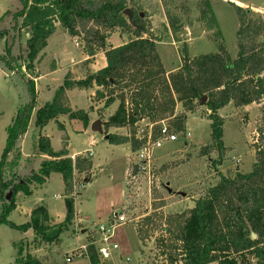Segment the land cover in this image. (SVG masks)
Returning a JSON list of instances; mask_svg holds the SVG:
<instances>
[{
	"label": "trees",
	"instance_id": "1",
	"mask_svg": "<svg viewBox=\"0 0 264 264\" xmlns=\"http://www.w3.org/2000/svg\"><path fill=\"white\" fill-rule=\"evenodd\" d=\"M20 1L22 8L13 14L12 28L24 29L30 35L28 53L21 63L20 58L9 51L0 53V62L27 79L32 100L28 106L19 108L8 127L0 166V195L8 189L13 195L19 191L29 193L30 185H42L52 173H60L68 199L66 215L60 223H51L44 206L36 207L30 221L24 224L15 225L6 219H1L0 223L6 221L24 232L32 229L35 237L42 242L60 241L61 233L72 224L75 207L69 196L74 190L75 175L90 171L92 162L80 155L73 159L66 147L54 151L50 137L40 135L38 148L47 159H43L39 170L27 176L12 171L11 179H6V159L18 151V144L34 109L35 124L39 128L62 115H67L69 120H79L87 127L90 124L89 112L94 107L90 106L89 110L73 109L67 91L97 88L94 100H105V105L97 110L101 119H105L104 109L119 101L115 112L103 121L105 128H128L130 133L108 134L106 139L112 144L129 142L136 153L141 142L135 136L141 121L148 120L153 124L154 137L158 135L162 122L172 132L182 133L188 114L200 109L201 98L206 95L202 113L211 121V141L201 147L199 155L214 154L211 164L218 168L224 164L229 149L223 141L224 118L219 110L230 103L242 108L264 101V15H252L249 9L234 2L230 4L238 19L236 56L231 57L222 39L216 40V52L196 56H191L184 45L180 51L181 65L167 72L146 15L132 7L130 21L124 13L134 0ZM162 1L164 6H168L172 0ZM198 6L201 19L212 11L210 0H199ZM7 14L0 17V24L5 23ZM168 18L171 26L176 27L177 23L170 14ZM57 24L70 36L82 40L91 58L86 63L92 62L90 60L102 52L106 65L80 79L73 78L72 72H68L54 99L35 108L37 63ZM115 29L128 33L129 40L120 46H113L109 38ZM8 33V29H0V41ZM179 105L181 111L178 112ZM261 112V122L256 129L258 137L253 143L255 161L251 171L219 172L218 181L195 200L193 207L165 218L168 227L161 226L164 233L156 238L157 255L167 260V263L161 264H264V107ZM58 126L64 128L61 122ZM15 165H12V170ZM132 174H137L135 165ZM161 216L155 211L135 224L141 243L151 237ZM166 233L167 238L164 237ZM253 233L257 236L255 239ZM17 247L13 264H40L33 254L25 253L22 246ZM88 253L91 263L98 264L93 245L88 246Z\"/></svg>",
	"mask_w": 264,
	"mask_h": 264
},
{
	"label": "rangeland",
	"instance_id": "2",
	"mask_svg": "<svg viewBox=\"0 0 264 264\" xmlns=\"http://www.w3.org/2000/svg\"><path fill=\"white\" fill-rule=\"evenodd\" d=\"M198 2L172 0L168 6H164L162 0H134L129 5V8L141 10L148 18L151 35L157 40V49L166 71L171 72L181 65L180 51L184 45L188 47L191 56H196L216 52V40L222 39L231 57L236 56L238 19L230 2L249 9L252 15H264V0H210L212 11L205 19H201ZM21 8L20 0H0V17L8 13L0 29L9 30L8 35L0 41V53L6 54L9 51L20 58L19 63L27 56V40L30 36L24 29L12 28L13 14ZM169 14L176 21V27L171 26ZM78 39L70 36L59 24L49 36L48 44L40 54L41 60L37 63L35 108L54 99L68 72H72L73 78L80 79L106 65L102 52L97 53L90 60L92 62L86 63L91 58L82 40ZM128 40V33L122 29L113 30L109 38L113 46H120ZM26 81L16 70L8 69L0 62V166L8 127L19 108L28 106L32 100ZM96 89L67 91L73 109L89 110L90 106L94 107L89 112L90 124L87 127L79 120H69L67 115H62L39 128L35 124V109L31 113L26 132L18 144V151L6 159V179H11L12 171L27 176L39 170L43 159H47L38 148L40 135L50 137L54 151L66 147L71 157H87L92 162V168L87 173L75 175L74 190L69 196L74 201L75 215L72 224L61 233L60 241L45 243L35 237L32 229L24 232L6 221L0 223V264L15 262L17 245L22 246L25 253L37 257L40 264H92L87 256H74L71 262H66V257L71 251L82 248L94 239L99 225H109L112 220L117 224L113 230V240L121 247L114 252V263L126 264L129 258L131 264H161L156 238L164 233L161 226L168 227L165 218L193 207L195 200L218 181L219 172L251 171L255 161L253 143L258 137L256 129L261 122L264 101L242 108L230 103L219 110L224 118L223 141L229 149L224 164L218 168L211 164L214 154L199 155L201 147L211 141V121L202 113L204 104L195 113L188 114L185 131L177 133L176 141H166L153 150L149 170L133 175L132 166L137 161V155L130 143L112 144L105 137L108 134L129 135V129H106L104 122L103 134L91 128L93 121L101 119L97 110L105 105L104 99L94 100ZM118 103L115 101L104 109L105 119L102 121L115 112ZM60 122L64 128L58 126ZM146 123H149L148 120L138 125L144 127ZM13 164L16 165L12 170ZM2 193L0 220L6 219L15 225L24 224L30 221L32 211L39 206L46 208L52 224L60 223L65 218L68 196L60 173H52L42 185H30L29 193L19 191L13 195L9 189ZM155 211L162 215L161 219L156 223L151 237L141 243L135 224ZM117 214H122L127 221L118 224ZM167 236L166 233L164 237ZM120 257L123 261L119 260Z\"/></svg>",
	"mask_w": 264,
	"mask_h": 264
},
{
	"label": "built area",
	"instance_id": "3",
	"mask_svg": "<svg viewBox=\"0 0 264 264\" xmlns=\"http://www.w3.org/2000/svg\"><path fill=\"white\" fill-rule=\"evenodd\" d=\"M187 135H189V133ZM135 138L141 142L136 152L137 161L135 166L137 167V173H143L150 168L153 150L162 146L166 141H176L178 139V134L172 132L165 122H162L158 135L154 137L153 124L149 122L146 123L144 127L138 125ZM72 158L74 159V157ZM116 216H118V214ZM117 220L118 224H124L127 221L122 214L117 217ZM116 225L117 224H115L113 220L109 225H99L96 229L94 239L86 245H83L82 248L71 251L66 257V262H71L74 256H87L89 258L88 246L93 245L99 259L98 264H109L108 262H110V264H116L113 262V255L115 251L121 249L120 245L113 240V230ZM119 260L123 261L122 257H120ZM159 262L167 263V260L159 256ZM125 263L131 264L130 259L127 258Z\"/></svg>",
	"mask_w": 264,
	"mask_h": 264
},
{
	"label": "water",
	"instance_id": "4",
	"mask_svg": "<svg viewBox=\"0 0 264 264\" xmlns=\"http://www.w3.org/2000/svg\"><path fill=\"white\" fill-rule=\"evenodd\" d=\"M125 15L128 16V19L130 21H132V17H133V13L131 11L130 8H127L125 11H124ZM79 41H81V39H78ZM207 100V96L204 95L202 98H201V101H200V105L203 106L205 104ZM91 128L93 131H96V132H99L101 134L104 133V129H103V121L101 119H96L95 121H93L92 125H91ZM106 138H108V135L105 136ZM252 237L255 239L257 236L255 233L252 234Z\"/></svg>",
	"mask_w": 264,
	"mask_h": 264
},
{
	"label": "crops",
	"instance_id": "5",
	"mask_svg": "<svg viewBox=\"0 0 264 264\" xmlns=\"http://www.w3.org/2000/svg\"><path fill=\"white\" fill-rule=\"evenodd\" d=\"M157 43V42H156ZM167 72H170V71H167ZM145 120L141 121V122H144ZM70 155V154H69ZM72 156V155H70ZM136 163L133 164V166L135 165ZM133 166H132V169H133ZM86 181H88V179H85Z\"/></svg>",
	"mask_w": 264,
	"mask_h": 264
}]
</instances>
